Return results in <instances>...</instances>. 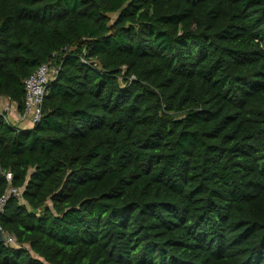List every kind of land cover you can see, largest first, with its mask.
Returning a JSON list of instances; mask_svg holds the SVG:
<instances>
[{
    "label": "trees",
    "instance_id": "obj_1",
    "mask_svg": "<svg viewBox=\"0 0 264 264\" xmlns=\"http://www.w3.org/2000/svg\"><path fill=\"white\" fill-rule=\"evenodd\" d=\"M46 62L0 264H264V0H0V96Z\"/></svg>",
    "mask_w": 264,
    "mask_h": 264
},
{
    "label": "built area",
    "instance_id": "obj_2",
    "mask_svg": "<svg viewBox=\"0 0 264 264\" xmlns=\"http://www.w3.org/2000/svg\"><path fill=\"white\" fill-rule=\"evenodd\" d=\"M56 70V66L51 62H46L39 65L28 77L23 80L24 96L22 111H20L19 114L14 118L13 122L9 121L8 116L4 112L0 111V116H3L6 122H10L16 126L20 124H25L30 127L33 126L34 123L40 119L42 113V103L44 94L46 92V84L54 77ZM27 126H24L23 128ZM7 178H9L8 175ZM11 190H14V192L10 191L8 195L14 194L19 197L20 190ZM8 195L6 193V195L0 198V211L2 210L6 196ZM7 242L10 244L15 243L14 238L10 235L7 239Z\"/></svg>",
    "mask_w": 264,
    "mask_h": 264
},
{
    "label": "crops",
    "instance_id": "obj_3",
    "mask_svg": "<svg viewBox=\"0 0 264 264\" xmlns=\"http://www.w3.org/2000/svg\"><path fill=\"white\" fill-rule=\"evenodd\" d=\"M6 108V109H5ZM0 111L4 112L10 122L14 121V118L19 114L20 111L17 109V105L15 102L11 101L8 97L6 96H0ZM18 126L24 127L27 126L25 124H20ZM30 127V126H27ZM26 127V128H27Z\"/></svg>",
    "mask_w": 264,
    "mask_h": 264
},
{
    "label": "water",
    "instance_id": "obj_4",
    "mask_svg": "<svg viewBox=\"0 0 264 264\" xmlns=\"http://www.w3.org/2000/svg\"><path fill=\"white\" fill-rule=\"evenodd\" d=\"M8 237H9V233L6 231H3L2 228L0 227V242L7 241Z\"/></svg>",
    "mask_w": 264,
    "mask_h": 264
},
{
    "label": "rangeland",
    "instance_id": "obj_5",
    "mask_svg": "<svg viewBox=\"0 0 264 264\" xmlns=\"http://www.w3.org/2000/svg\"><path fill=\"white\" fill-rule=\"evenodd\" d=\"M112 17H114V15H113ZM10 191H11V192H14V190L9 189V190L7 191V195L10 193Z\"/></svg>",
    "mask_w": 264,
    "mask_h": 264
}]
</instances>
